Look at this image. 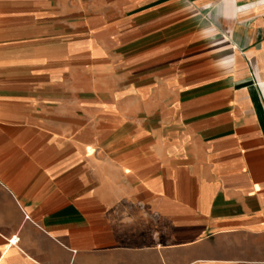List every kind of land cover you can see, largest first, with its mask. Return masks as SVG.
I'll return each instance as SVG.
<instances>
[{"label":"crops","instance_id":"0c3cea01","mask_svg":"<svg viewBox=\"0 0 264 264\" xmlns=\"http://www.w3.org/2000/svg\"><path fill=\"white\" fill-rule=\"evenodd\" d=\"M0 264H264V0H0Z\"/></svg>","mask_w":264,"mask_h":264}]
</instances>
